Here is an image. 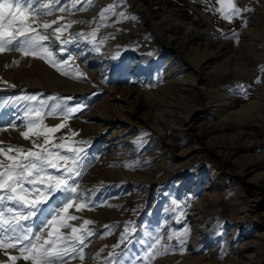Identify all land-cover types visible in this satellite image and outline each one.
<instances>
[{
	"label": "rangeland",
	"instance_id": "rangeland-1",
	"mask_svg": "<svg viewBox=\"0 0 264 264\" xmlns=\"http://www.w3.org/2000/svg\"><path fill=\"white\" fill-rule=\"evenodd\" d=\"M64 1L60 0L53 14L46 16L60 15L62 20L53 27L60 26L61 32L55 34L49 28L45 33L43 28L39 29L41 34L49 36L48 40L40 42L41 48L52 50L57 46L51 36L61 35L57 44L67 41L65 46L58 45L64 46L61 50L56 48L59 57L52 58L42 51L35 55L17 51L0 53V66L4 55H19L12 61L6 59L0 73V147H4L5 152L9 144L38 151L32 141L43 144V137L30 134V139H25L21 135L27 131L28 120L35 119L38 111L43 125H65L50 134V142L44 147L60 151L62 155H72L68 148L83 150L76 169L80 175L73 173L68 180L76 191L49 194L41 211L22 221L24 227L32 229L33 233L46 231L44 223L59 213L57 224L74 226L76 235L85 240L76 253L66 257L68 264H189L186 255L193 246L191 213L194 205L209 195L211 202L205 203L202 213L214 238L202 244L194 264L231 261L264 264V181L261 186L252 182L253 175L264 173V63L258 64L252 54L245 56L242 63L236 60L238 51L247 53L246 42L243 44L246 35L251 32L264 35V0H249L246 7L252 10L233 16L231 21L218 11L222 5L217 0H140L141 12L148 10L153 21L161 23V19H166L161 25L162 32L158 33L164 38L162 46L170 48L166 39L175 38L169 52L161 56L155 46H148L145 36L135 31L140 12L133 15L135 21L128 18L127 23L126 10L121 8L124 3L117 2L119 5L112 11L104 13L103 17L99 14L113 0H91L92 7L87 6L85 10L81 3L74 8V4H70L73 0L68 2L72 18L86 19L82 24L90 20L87 15L91 13L92 17L98 15L96 18L103 21L116 18L122 25L116 28V33L106 32L103 35L106 41L99 38L98 30L86 34L84 40L89 46H82L72 39L74 20L66 23L64 19L69 14L59 11L66 5ZM22 2L25 6L28 4V0ZM233 2L245 7L244 0ZM32 3L39 10L46 0H32ZM223 7L227 10V0ZM176 19L190 27L189 34H196V39L187 46L185 41L180 42L186 30L170 28L179 23ZM259 35L256 38L259 39ZM138 49L146 52L138 53ZM130 50L135 52L125 60L123 55ZM41 55L45 59L39 58ZM116 58L121 64L114 66L118 63ZM49 60L68 75H62ZM86 61L92 62L87 65L88 70L97 69L92 77L80 66ZM98 61L101 67L96 66ZM241 66L245 70L233 73ZM16 69L28 76L42 78L45 74L52 82L41 84L43 88L27 86L6 90L3 81L16 79L9 76ZM57 78L76 83L85 81L90 88L76 90L77 87L55 83ZM194 80L201 89H193ZM214 92L220 100L218 103H222L215 109ZM121 97H126L128 102ZM127 107L132 108V112H128ZM245 107L249 113L260 111L248 124L235 118ZM68 108L79 111L65 120ZM53 109H56L55 115H48ZM227 113L230 116L227 117ZM73 132L77 135H72ZM60 143L65 147L52 148L53 144ZM9 155L20 154L13 151ZM4 159L0 155V160ZM48 171L54 176L68 175L63 170ZM25 187L31 188V185ZM68 201L73 206L63 213V205ZM81 204L86 207L77 211L76 206ZM212 206L215 211L211 214ZM242 207L248 209L243 226L235 219L236 211ZM8 208L17 213L28 211L8 200L0 203V211L6 212ZM215 212L219 225L211 223ZM69 215L78 219L67 220ZM85 220L93 223L85 225ZM235 227L238 236L233 249L229 236ZM89 231L94 234L87 235ZM60 232L71 235V228H60ZM157 238L160 244L153 249ZM246 244L244 257L237 259ZM79 248L83 249V260L79 258ZM8 252L20 255L13 249ZM153 252L160 254L153 255ZM2 254L0 250V261H6L7 257ZM16 264L31 262L19 259Z\"/></svg>",
	"mask_w": 264,
	"mask_h": 264
},
{
	"label": "snow or ice",
	"instance_id": "snow-or-ice-1",
	"mask_svg": "<svg viewBox=\"0 0 264 264\" xmlns=\"http://www.w3.org/2000/svg\"><path fill=\"white\" fill-rule=\"evenodd\" d=\"M59 2L60 0H54L55 4ZM217 2L222 5L218 11H221L223 18L229 21L233 16H240L242 12L252 10L246 6L238 7L233 0H227V10H225L223 7L225 0H217ZM54 3H42L40 10H36L32 0H28L26 6L22 0H0V53L17 51L24 52L26 55H35L38 51H42L51 56V53L46 48H41L40 44L41 41L48 40L49 36L41 34L39 29L43 28L46 33L49 28L58 24V19L51 21L43 19V16L53 14ZM113 8V5H109L100 15L103 17L105 12L112 11ZM65 10L64 7L59 8L60 12ZM120 15L124 14L120 13ZM74 23H83V21ZM68 27H71V24ZM53 32L60 33L61 27L54 28ZM92 35H95V32ZM56 39L59 40L60 36L56 35ZM39 58L45 59V56L41 55ZM48 62L56 67L57 71H61L62 75H68L67 72L57 67L54 61L49 60ZM259 82L257 80V83ZM76 111L79 109L68 108L64 113V119L67 120ZM55 113L56 109H53L48 115H55ZM64 126L63 123L54 127L43 125V117L37 111L36 118L28 120L27 131L21 132V135L25 139H30V134L43 137V144L37 143L36 140L32 141L33 148L39 149L38 151L9 144L6 146L7 152H5L4 147H0V155L5 157L4 160H0V192L4 193V195H0V203L8 200L28 209L27 212L19 213L12 208H8L6 212L0 211V233H2L0 234V250H3V255L7 257V260L0 261V264H16L19 259L30 261L31 264H68L66 257L72 256L77 252V248L85 243L81 236L76 235L77 229L74 226L63 222L57 224L59 213L44 223L43 229L46 231L41 230L33 233L32 229L25 228L22 223L41 211V205L48 200L49 194L76 191L75 187L68 184V180L73 173L76 176L80 175L76 169L80 166L83 150L68 148L72 155H62L60 151H51L44 147L50 142V134ZM72 135H77V133L73 132ZM64 147V143L52 145V148L55 149ZM13 151L20 155H9ZM49 169H55L58 172L63 170L68 175L54 176L48 171ZM25 185H31V188L25 187ZM40 186H43V189ZM72 206V202L68 201L63 205L62 212L67 213L69 207ZM84 207L86 205L81 204L76 206V209L81 211ZM66 219L77 220L78 217L69 215ZM91 223L93 222L90 220L84 221L85 225ZM60 228H71V235H63ZM93 234L90 231L87 233L89 236ZM186 234L187 230H185ZM171 238L169 237V239ZM69 241H73V243H69ZM158 244H160V238H157L152 246L153 249ZM8 249L18 251L20 255H9ZM166 252L167 249H165V254ZM159 254V252H153V255ZM79 258L84 259L82 248H79Z\"/></svg>",
	"mask_w": 264,
	"mask_h": 264
},
{
	"label": "bare ground",
	"instance_id": "bare-ground-1",
	"mask_svg": "<svg viewBox=\"0 0 264 264\" xmlns=\"http://www.w3.org/2000/svg\"><path fill=\"white\" fill-rule=\"evenodd\" d=\"M65 1H67L66 2V5L64 6V8L65 9H67L68 8V10H65L64 11V13H68L69 14V16L68 17H65L66 19H64L65 20V22L66 23H69V22H71L72 20H74L73 21V24H74V26H73V30L75 31V34L73 33V35H74V37L72 38V39H74V41H77V43L78 42H80L81 43V45L82 46H89V44H88V41H85L84 40V36L87 34H89V33H91L92 31H94V30H98V31H100V36H99V38L100 39H103V35H105V34H107L108 33V31L109 30H111V34H113L115 31L117 32V30H116V28H120L122 25H119V22H117V21H119L118 19H116V18H111L110 17V20L108 19V20H106V21H103V20H101V18H96L98 15H96L95 17H92L91 16V13L90 14H88L87 15V17L91 20V22H90V20L88 21H86V23L85 24H78V23H74V22H76V19H74V18H72V15L70 14V11H69V1L70 0H65ZM64 1V2H65ZM117 2H119L120 3V5H121V3L123 2L124 3V6H122L121 8H125V10H126V14H127V16H126V22L128 23L130 20H128V18H131V19H136V18H134V14H135V12H140V14H141V18L137 21L136 20V26H135V31H139L143 36H145V41L146 42H149V44L150 45H148V46H150V47H153V46H155L156 47V52H158V55H162V54H165V53H168L169 52V50H170V48H171V46L173 45V42H174V40H175V38L174 37H171V38H165L166 39V42H168L169 43V45H170V48H167V47H164V46H162V43H164V38L161 36H159L158 35V33H159V30L162 32V30H163V28L161 27V25L163 24V21H164V19H161V20H163L161 23H157L156 21H153V16L151 15V13H149V11L147 10V11H143V12H141V6H142V4H141V2H140V0H113V2H110V3H107V6H109V5H113L114 7H116V6H118L117 5ZM46 3H54V0H46ZM62 3V2H61ZM79 3H81V5L83 6V9L82 10H85V8L87 7V6H91L90 5V3H91V0H73L70 4H74V8H76L77 6H78V4ZM244 5L245 6H248L249 5V0H244ZM257 3V2H256ZM64 4V3H63ZM259 4V3H258ZM258 4H256V5H258ZM59 5V3L58 4H55L54 3V9H53V11L57 8V6ZM62 5V4H61ZM126 5V6H125ZM37 6V5H36ZM72 6V5H71ZM103 6V5H102ZM106 6V7H107ZM144 6H146V5H144ZM92 7V6H91ZM99 8V7H98ZM145 9V8H144ZM40 10V9H39ZM93 10V9H92ZM96 11V10H95ZM80 12H82V11H80ZM84 12V11H83ZM109 12V11H108ZM60 13V12H59ZM106 13V12H105ZM100 14V13H99ZM174 14V13H173ZM177 14V13H176ZM107 15V14H106ZM206 15V14H205ZM59 16L60 15H58V14H56V15H54V16H52V17H49V18H46V16H45V18H43V19H45V20H47V21H51V20H53V19H58V24H59V20H62V19H60L59 18ZM121 16V15H120ZM207 16V15H206ZM206 16H203V17H205L206 18V21H210L209 20V18L208 17H206ZM176 17V16H175ZM208 18V19H207ZM79 20V19H78ZM83 20V22H84V20H86V19H82ZM166 20V19H165ZM177 21H179V23L178 24H175V25H171L170 26V28L171 29H174V30H176V29H180L181 31H183L184 29L186 30L185 31V38L183 37V39H181L182 37H180V39L182 40H180V42H182V44H183V42L185 41V43H186V46L190 43V42H192L193 40H195L196 38H195V32H192L191 34H189L190 32H191V29H190V27L189 26H187L186 25V23L185 22H183L182 20H179V19H176ZM124 21H125V18H124ZM135 21V20H134ZM105 22V25L103 24ZM167 22V21H166ZM170 23V22H169ZM57 24V25H58ZM172 24V23H171ZM174 24V23H173ZM169 25V24H168ZM54 26V25H53ZM52 26V28H50V31H53V27ZM117 26H119V27H117ZM134 26V25H133ZM257 26V25H256ZM169 27V26H168ZM165 28H166V26H165ZM169 28V29H170ZM126 29V28H125ZM129 29V28H128ZM127 29V31L129 32L130 30H128ZM133 29V28H132ZM131 29V30H132ZM169 29H167V30H169ZM104 30H106V31H104ZM126 31V32H127ZM107 32V33H106ZM115 32V33H116ZM124 32V31H123ZM133 32V31H132ZM48 33V32H47ZM50 33V32H49ZM52 34V33H51ZM56 34V33H55ZM168 34V33H167ZM110 35V34H109ZM163 35V34H162ZM257 35H259L258 33H256V32H251V33H249L248 35H246L247 36V38H245V40L243 41V44H244V42H246V47H247V49H246V51H247V53H243V52H240V51H238V57H236V60L238 61V63L239 62H241V61H243V58L246 56V58L247 57H249V54H252V56H254L258 61H257V63L259 64H263L264 63V35H259V39L258 38H256V36ZM56 36V35H55ZM55 36H51L52 37V43L53 44H56L57 46H55V48L54 49H52V50H49V49H47L48 50V52H50L51 53V57L52 58H54V57H57L58 56V51H59V49L61 50L62 49V47H64L65 46V44L67 43V41L65 42V44H64V42H62V43H59L60 45H63L64 44V46H58L59 44H57V42H60V41H57V39H56V37ZM61 36V35H60ZM64 36V35H63ZM62 36V37H63ZM134 36V35H133ZM166 36V35H165ZM113 39V38H112ZM179 39V38H178ZM104 41H106L105 39H103ZM177 40V39H176ZM109 43H111L110 42V40L108 41ZM184 43V44H185ZM76 45V44H75ZM78 45H80V44H77L76 45V47H78ZM147 45V44H146ZM145 45V46H146ZM124 46H126V45H124ZM58 47H60L59 49H56V48H58ZM125 48V47H124ZM145 49V48H144ZM144 49H142V50H139L138 51V53H141V52H143L142 54H144L145 52H146V50H144ZM58 50V51H57ZM77 50V49H76ZM82 50H84V49H82ZM105 52H106V50H104ZM103 51V52H104ZM131 51V50H130ZM129 51V53H126L125 55H123V56H125V57H123V58H125V60L128 58L129 59V56H131V54L132 53H134L135 51L134 50H132L131 52ZM220 51V50H219ZM75 52H77V51H75ZM236 52H237V50H236ZM234 53H235V51H234ZM75 54V53H74ZM121 54V53H120ZM84 55V54H83ZM141 55V54H140ZM205 55V54H204ZM233 55V54H232ZM235 55V54H234ZM15 56H19L18 54H12V55H8L7 57H6V55H4V57L2 58L3 59V61H2V63H1V66H0V73L2 72V70L4 69V66L6 65V59H9V60H11L12 61V59L15 57ZM60 56H61V54H60ZM118 56V55H117ZM120 56V55H119ZM236 56V55H235ZM59 57V56H58ZM132 57V56H131ZM139 57V56H138ZM205 57V56H204ZM79 59V58H78ZM117 60V62L118 63H114L113 65L114 66H116V65H119V63H120V61H118V58H116ZM199 60V59H198ZM154 62V61H153ZM65 63V62H64ZM92 62H90L89 63V61H86L85 63H80L81 65V67L84 69V71H85V73H86V75H88V76H91L92 77V75L93 74H95V71L97 70H95V71H90V70H88V64H91ZM242 63V62H241ZM121 64V63H120ZM148 64V63H147ZM159 64V63H158ZM242 65V64H241ZM34 66V65H33ZM96 66H102V64H101V62L100 61H98L97 62V64H96ZM238 69V71L237 70H234L233 71V73H236V74H238V73H240L241 72V70L240 69H242V70H245L244 68H242V66L240 67V68H237ZM102 70V69H101ZM105 73V72H104ZM9 76H11L12 78H16V79H11V80H7V79H4V85L6 86V90H9L8 88H10V89H15V88H28V87H32V88H37V87H42V85L41 84H45V82H47L48 84H50L51 82H50V80L49 79H47V76L44 74L43 76H42V78L41 77H34V76H28V75H26V74H24L20 69H16L15 71H14V73H10L9 74ZM95 76H97V75H95ZM94 76V77H95ZM100 76H103V72L102 73H100ZM8 77V76H7ZM57 77V76H56ZM106 77V76H105ZM104 77V79H106ZM131 77V76H130ZM84 79V78H83ZM9 81V82H8ZM10 81L12 82V83H14V84H11L10 83ZM100 81V80H99ZM106 81V80H105ZM6 82V83H5ZM55 83H57V82H60V83H64L65 85H67V86H74V87H77V89L76 90H87V89H89L90 87L88 86V84H85V81H83L84 83H82V81H80V82H78V83H76V82H70L69 80L67 81V80H63V79H56L55 81H54ZM194 83V85H193V89L195 90L196 88H197V90H198V88L199 89H201L202 87H199V85H198V82H196L195 80L193 81ZM59 83V84H60ZM91 84V83H90ZM0 85H2V83H0ZM28 86V87H27ZM187 86V85H186ZM196 86V87H195ZM59 87V86H58ZM43 88V87H42ZM2 88H1V86H0V90H1ZM43 90V89H42ZM45 90V89H44ZM260 90V89H259ZM2 91V90H1ZM14 91V90H13ZM261 91V90H260ZM213 95H215V97H214V100H213V102H214V104H213V106H214V109H215V107H221L222 106V103H218L220 100L218 99V98H216V96H217V93H215L214 92V94ZM119 97V96H118ZM154 97H156V96H154ZM158 97V96H157ZM156 97V98H157ZM153 98V97H152ZM121 100H126V103L128 102L127 101V98L125 97H121ZM154 100V99H153ZM162 100V99H161ZM157 101H159V99L157 100ZM262 101V100H261ZM162 102V101H161ZM255 103V102H254ZM158 104H160V103H158ZM251 104H253V103H251ZM254 105H257V104H254ZM127 106V105H126ZM160 106H163V105H161L160 104ZM247 107V106H246ZM244 108V109H242V110H240V112H238L236 115H235V118H237V119H241L240 121V123H242V124H248V123H250L251 121H252V116L253 115H255V116H257V115H260V111L258 112V111H254V113H249V110L247 109V108ZM257 107V106H256ZM128 108V112L129 111H131L132 112V108L130 109L129 107H127ZM163 109V108H162ZM257 109V108H256ZM100 110V109H99ZM165 110V109H164ZM171 111V110H170ZM251 111V110H250ZM262 111V110H261ZM264 112V111H263ZM160 113H162V112H160ZM164 113V112H163ZM219 113V112H218ZM229 113H227V117L228 116H230V115H228ZM221 115V114H220ZM263 116V115H262ZM231 117H233L232 115H231ZM230 118V117H229ZM179 120V119H178ZM227 120H228V118H227ZM180 124V123H179ZM180 126H183V125H181L180 124ZM161 128V127H160ZM181 128V127H180ZM182 129V128H181ZM175 130V129H174ZM165 137V136H164ZM171 160V159H170ZM135 177V176H134ZM211 180H212V178H211ZM263 181H264V173H257V174H255V175H253V178H252V182L255 184V185H257V186H261L262 184H263ZM211 196H206L205 198H202L201 200H199L195 205H194V208H193V210H192V213H191V222L193 223V227H192V237H191V241L193 242L192 243V250H191V253H189L188 255H186V261L188 260V263L189 264H194V262L196 261V256H198L199 254H200V251H201V247L203 246L202 244H204L205 242H206V240H208L209 238H211V240H212V238H214L213 236H211V233H210V230L207 228L208 227V220H205L204 219V217H203V209H205V203H209V202H211ZM215 208V207H214ZM208 209V208H207ZM212 211L210 212L211 214L215 211L214 209H213V206H212ZM247 212H248V209L246 208V207H242V208H239L237 211H236V213H235V219L237 220V223H240L241 224V226H243V224H244V222H245V219H246V215H247ZM234 217V216H233ZM211 223H213V224H218L219 223V217H218V215H217V212H215V214H214V216H213V218L211 219ZM212 224V225H213ZM219 225V224H218ZM236 225V224H235ZM211 226V225H210ZM222 226V225H221ZM237 229L238 228H232L231 229V231H230V236H229V240H230V243H231V245H232V247H233V249H234V245H235V242H236V239H237V236H238V233H237ZM220 238H221V236H220ZM214 240V239H213ZM219 240H221L222 241V238L221 239H219ZM216 242V241H215ZM248 247V245L246 244V245H244V246H242L241 247V251L239 252L240 253V255H239V258H237V259H240V258H243L244 256H242V254H244V253H246V248ZM238 250V249H237ZM13 252V251H12ZM229 253H232V252H229ZM2 256H3V254H2ZM174 259V258H173ZM230 260V259H229ZM230 262V261H229ZM239 262V261H238ZM238 262H235V263H232V261H231V263H227V264H239Z\"/></svg>",
	"mask_w": 264,
	"mask_h": 264
}]
</instances>
